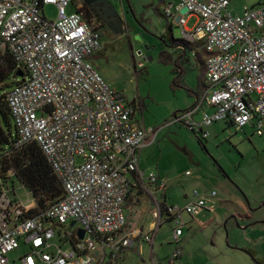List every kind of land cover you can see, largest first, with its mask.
<instances>
[{
  "label": "built area",
  "instance_id": "1",
  "mask_svg": "<svg viewBox=\"0 0 264 264\" xmlns=\"http://www.w3.org/2000/svg\"><path fill=\"white\" fill-rule=\"evenodd\" d=\"M50 4L54 20L44 14ZM229 5V0H163L164 18L205 54L203 89L170 122L185 124L201 139L215 122L264 135V0L238 13ZM101 47L100 31L73 0H0V53H9L27 73L6 94L14 146L36 142L63 188L61 198L28 214L33 204L26 206L13 185L0 181V264H12L8 255L20 248V264H118L135 239L122 232L134 180L145 189L165 188L154 171L138 166L146 139L155 133L135 120L134 100H126L93 66L90 58ZM215 194L194 190L183 207L164 203L162 209L157 203L150 232L171 221V242L178 244L186 225L182 214L195 217ZM151 234L143 239L151 242ZM179 254L177 249L174 258Z\"/></svg>",
  "mask_w": 264,
  "mask_h": 264
},
{
  "label": "rangeland",
  "instance_id": "2",
  "mask_svg": "<svg viewBox=\"0 0 264 264\" xmlns=\"http://www.w3.org/2000/svg\"><path fill=\"white\" fill-rule=\"evenodd\" d=\"M260 1L229 0V7L238 13L244 6ZM114 6L126 30L122 34L99 30L102 47L90 60L126 100H134L136 118L155 133L140 151L141 167L147 172L153 170L165 184L162 192L167 205L183 207L194 190L216 193L209 200L208 211L194 218L182 214L186 225L176 244L171 242V221H164L152 241L145 242L143 235H150L156 224L151 218L154 203L150 193L137 198L134 191L125 205L126 225L122 232L139 227V237L118 264H255L247 250L264 264V135L254 134L249 126L236 131L216 122L206 128L207 136L200 142L185 124H171L173 113L193 104L190 91L202 82L199 66L203 65H198L193 56L189 62L184 57L177 59L178 48L171 40L181 39L182 33L174 21L160 14L163 0H114ZM72 11V5L66 8L67 14ZM44 14L54 20L56 8L46 5ZM194 21L192 18L189 26ZM197 52L203 59L202 50ZM194 118L199 121L201 114ZM6 176V181H0L7 187L13 185L14 196L26 206H34L29 191L10 174ZM163 193L153 196L161 200ZM147 223L151 228L144 227ZM76 228L77 225L73 227ZM176 248L179 258H174ZM22 254L20 248L8 256L12 264H20L18 257Z\"/></svg>",
  "mask_w": 264,
  "mask_h": 264
},
{
  "label": "trees",
  "instance_id": "3",
  "mask_svg": "<svg viewBox=\"0 0 264 264\" xmlns=\"http://www.w3.org/2000/svg\"><path fill=\"white\" fill-rule=\"evenodd\" d=\"M168 28L171 32L170 23ZM171 41L173 47L178 48L177 59L192 53L196 55L201 48L200 44L188 43L182 38ZM175 64L182 73L177 61ZM26 76L24 67L17 64L9 53L5 51L0 53V90L2 91L0 94V179L6 181L8 179L6 175L10 174L29 191L34 206L27 213L34 214L61 198L63 188L36 142H30L21 148L14 146L16 130L6 101V94L10 88L7 91L5 88L23 82ZM132 104L135 105V102L132 101ZM198 140L201 142V138L198 137ZM161 208H164V203H161ZM247 252L255 264H260L249 250Z\"/></svg>",
  "mask_w": 264,
  "mask_h": 264
},
{
  "label": "flooded vegetation",
  "instance_id": "4",
  "mask_svg": "<svg viewBox=\"0 0 264 264\" xmlns=\"http://www.w3.org/2000/svg\"><path fill=\"white\" fill-rule=\"evenodd\" d=\"M79 5L84 19L101 31L122 34L126 30L123 17L116 10L114 0H73Z\"/></svg>",
  "mask_w": 264,
  "mask_h": 264
},
{
  "label": "crops",
  "instance_id": "5",
  "mask_svg": "<svg viewBox=\"0 0 264 264\" xmlns=\"http://www.w3.org/2000/svg\"><path fill=\"white\" fill-rule=\"evenodd\" d=\"M262 1V0H261ZM260 1V2H261ZM203 52V51H202ZM204 53V52H203ZM188 54V53H187ZM190 56H193V57H195L196 59H197V64L199 65V63H202V67L201 66H199L200 67V70L202 71V82H201V80H200V85L198 86V88H196V90H191V92H190V94L191 95H193V97H194V102H193V104L196 102V100H197V98H198V96H199V93L201 92V90L203 89V85H204V82H203V72H204V58H205V54H204V58L203 59H201L200 57H198V54H196V55H192V54H189L188 56H185L184 58H186L187 59V62H189V59H190ZM192 104V105H193ZM202 109H204V110H207V108L206 107H202ZM177 112V111H176ZM175 112V113H176ZM198 114H201V111L198 113ZM173 115H174V113H173ZM135 120L138 122V124H140V125H143L142 123H140L139 122V119H137L136 118V115H135ZM216 123V122H215ZM221 123H223V124H226L227 126H229L227 123H225V122H221ZM212 125V124H211ZM210 125V126H211ZM144 126V125H143ZM145 127V126H144ZM147 128V127H146ZM207 128V127H206ZM206 128H205V131H206ZM149 143L146 141V143H145V145L142 147V148H144L146 145H148ZM141 151H142V149H141ZM141 153V152H140ZM139 153V154H140ZM138 166H139V168L140 169H143V170H147V169H144V168H142L141 167V165H140V157H139V161H138ZM148 171V170H147ZM149 171H153V170H149ZM158 176V175H157ZM159 178V177H158ZM159 180L161 181V179L159 178ZM144 186V184H143V182L142 181H140V180H134V184H133V186H132V188H131V192H130V194H129V198H130V195H132V194H134V191H135V194L137 195V198L138 197H140V196H142V194L145 192H148V193H150L151 195H152V200H153V203H154V206H153V209H155L156 208V205H157V203H166L167 204V202H166V196H165V193H163L162 192V190L161 191H154V188H153V186H148L146 189L143 187ZM133 189V190H132ZM213 191V190H212ZM154 193H163V195H162V199L161 200H159L157 197H155V196H153L154 195ZM128 198V199H129ZM128 199H127V202H128ZM211 198H207V209H203L201 212H204V211H208V209H209V200H210ZM190 201V200H189ZM126 202V203H127ZM126 203H125V205H126ZM187 203V202H186ZM185 203V204H186ZM152 209V210H153ZM125 211H126V207H125ZM201 212L198 214V215H200L201 214ZM198 215H196V216H198ZM195 216V217H196ZM151 218H152V220L154 221V218L152 217V214H151ZM191 218H194V217H191ZM150 224L151 223H147L146 225H144V227H146L147 229H149V228H151L150 227ZM152 226H153V224H152ZM160 226H158V227H156L155 228V230H154V232L151 234L152 235V237L154 238V234H155V232H156V229L157 228H159ZM138 228L139 227H137V229H136V227L134 226V228L133 229H128V231L127 232H125V234H128V235H130L132 238H135L134 239V244H133V246L134 245H136L137 244V238L139 237L138 236V234H139V232H138ZM183 231H184V228H183ZM183 235V234H182ZM182 237V236H181ZM182 239V238H181ZM181 241V240H180ZM146 242V241H145ZM132 246V247H133ZM131 247V248H132ZM127 251V250H126ZM125 251V252H126ZM125 252H124V254H125ZM124 256V255H123ZM179 258V257H178Z\"/></svg>",
  "mask_w": 264,
  "mask_h": 264
},
{
  "label": "water",
  "instance_id": "6",
  "mask_svg": "<svg viewBox=\"0 0 264 264\" xmlns=\"http://www.w3.org/2000/svg\"><path fill=\"white\" fill-rule=\"evenodd\" d=\"M18 75H20V73H18ZM74 225H75V221H71L70 224H69L70 227H73ZM83 235H84V232L80 228H78L77 229V236H78V238L79 239H82L83 238Z\"/></svg>",
  "mask_w": 264,
  "mask_h": 264
}]
</instances>
